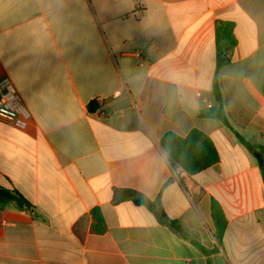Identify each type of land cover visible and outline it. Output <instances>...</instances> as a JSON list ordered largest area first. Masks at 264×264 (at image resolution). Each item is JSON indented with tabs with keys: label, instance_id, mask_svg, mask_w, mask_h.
<instances>
[{
	"label": "crops",
	"instance_id": "1",
	"mask_svg": "<svg viewBox=\"0 0 264 264\" xmlns=\"http://www.w3.org/2000/svg\"><path fill=\"white\" fill-rule=\"evenodd\" d=\"M5 78L28 115L0 121V186L32 207L0 200V264H264V0H0ZM193 130L219 161L189 175L160 142ZM115 190L141 193L160 220Z\"/></svg>",
	"mask_w": 264,
	"mask_h": 264
},
{
	"label": "trees",
	"instance_id": "2",
	"mask_svg": "<svg viewBox=\"0 0 264 264\" xmlns=\"http://www.w3.org/2000/svg\"><path fill=\"white\" fill-rule=\"evenodd\" d=\"M216 38L218 44L221 41H227L229 43V47L232 49L237 44V40L234 35V25L232 23L225 22L219 23L216 29ZM221 66V64L218 65L219 68H221ZM214 93L219 104L218 117L224 122L228 123L223 109V98L217 85V82L214 86ZM99 110L100 105L97 101L94 100L89 103L88 111L90 113H97ZM236 135L240 142L250 152L256 151V148L252 144L244 140L238 133H236ZM160 144L171 165L176 169H181L183 172L189 175L198 174L212 167L219 161V156L213 142L204 133L198 130H193L186 137H181L172 132L166 133L163 136ZM262 171L264 176L263 168ZM0 200L14 203L15 206L20 210H28L32 207L30 202L18 191L10 190L2 186H0ZM124 200H132L137 205L145 206L152 214H154L160 220L158 206L153 204L141 193L132 190H115L114 202L119 203ZM211 210L216 230L215 237L217 242L221 244L226 232L228 221L221 205L215 200L212 202ZM163 223L170 226L181 237L190 240L198 249H200L208 257H210V255L215 252V250H208L201 246L198 241L193 236H191L178 222L171 221ZM102 225L103 218L100 213V210H94L92 230L94 232L102 233L104 231Z\"/></svg>",
	"mask_w": 264,
	"mask_h": 264
},
{
	"label": "built area",
	"instance_id": "3",
	"mask_svg": "<svg viewBox=\"0 0 264 264\" xmlns=\"http://www.w3.org/2000/svg\"><path fill=\"white\" fill-rule=\"evenodd\" d=\"M28 115L14 84L9 78L0 81V121L14 122Z\"/></svg>",
	"mask_w": 264,
	"mask_h": 264
},
{
	"label": "water",
	"instance_id": "4",
	"mask_svg": "<svg viewBox=\"0 0 264 264\" xmlns=\"http://www.w3.org/2000/svg\"><path fill=\"white\" fill-rule=\"evenodd\" d=\"M256 156L258 158L259 163L262 165L263 161H262L261 154L256 153ZM161 218L163 219V221H167V219L162 215V213H161Z\"/></svg>",
	"mask_w": 264,
	"mask_h": 264
}]
</instances>
